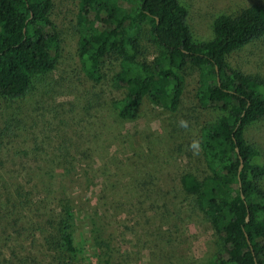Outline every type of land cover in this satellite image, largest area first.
<instances>
[{
	"label": "rangeland",
	"instance_id": "374dc122",
	"mask_svg": "<svg viewBox=\"0 0 264 264\" xmlns=\"http://www.w3.org/2000/svg\"><path fill=\"white\" fill-rule=\"evenodd\" d=\"M178 1L199 41L211 38L217 14L264 3ZM75 3L52 2L51 20L59 32L53 69L35 78L23 97L0 98V198L18 185L33 201L42 199L41 211L45 205L72 206L80 264H208L221 249L220 239L179 184L183 172L208 173L201 127L219 114L198 106L199 69H187L174 112L144 100L135 118H119L114 101L126 89L115 82L118 60L102 63L98 80L83 72ZM141 45L147 60L156 55L145 38ZM227 62L264 77V36L230 53ZM244 138L259 148L264 163V119L248 125ZM35 214L33 207L28 222ZM26 227L19 237L38 231L36 225Z\"/></svg>",
	"mask_w": 264,
	"mask_h": 264
},
{
	"label": "trees",
	"instance_id": "16d2710c",
	"mask_svg": "<svg viewBox=\"0 0 264 264\" xmlns=\"http://www.w3.org/2000/svg\"><path fill=\"white\" fill-rule=\"evenodd\" d=\"M52 2L0 0V98L23 97L35 78L53 69L59 32ZM75 8L83 72L98 80L100 65L118 60L115 82L126 89L114 101L121 119L135 118L144 100L174 112L187 69H199L198 106L219 114L201 127L208 173L183 172L180 188L220 239L208 264H264V163L259 148L244 138L248 125L264 119V77L227 62L230 53L264 36V3L217 14L211 38L201 41L192 38L187 9L178 0H76ZM142 38L155 46L152 59L142 52ZM32 198L18 185L0 198V264H80L72 206L45 205L41 211L42 199ZM33 207L37 214L28 222ZM26 225L38 231L19 237Z\"/></svg>",
	"mask_w": 264,
	"mask_h": 264
},
{
	"label": "water",
	"instance_id": "95a60500",
	"mask_svg": "<svg viewBox=\"0 0 264 264\" xmlns=\"http://www.w3.org/2000/svg\"><path fill=\"white\" fill-rule=\"evenodd\" d=\"M241 165H242V160L240 159V160H239L238 169H240ZM246 220H247V217H246ZM246 239H247V238H246Z\"/></svg>",
	"mask_w": 264,
	"mask_h": 264
}]
</instances>
